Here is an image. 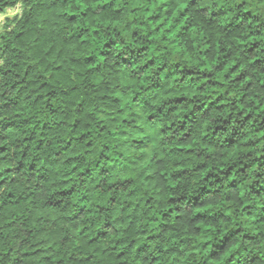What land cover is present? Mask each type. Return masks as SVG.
I'll return each mask as SVG.
<instances>
[{
  "label": "clouds",
  "instance_id": "obj_1",
  "mask_svg": "<svg viewBox=\"0 0 264 264\" xmlns=\"http://www.w3.org/2000/svg\"><path fill=\"white\" fill-rule=\"evenodd\" d=\"M0 264H264V0H0Z\"/></svg>",
  "mask_w": 264,
  "mask_h": 264
}]
</instances>
